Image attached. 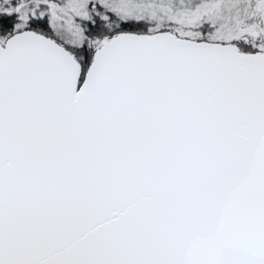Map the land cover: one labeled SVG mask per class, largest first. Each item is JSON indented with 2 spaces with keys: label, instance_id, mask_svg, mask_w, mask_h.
<instances>
[{
  "label": "water",
  "instance_id": "obj_1",
  "mask_svg": "<svg viewBox=\"0 0 264 264\" xmlns=\"http://www.w3.org/2000/svg\"><path fill=\"white\" fill-rule=\"evenodd\" d=\"M159 34L0 45V264H264V54Z\"/></svg>",
  "mask_w": 264,
  "mask_h": 264
},
{
  "label": "rangeland",
  "instance_id": "obj_2",
  "mask_svg": "<svg viewBox=\"0 0 264 264\" xmlns=\"http://www.w3.org/2000/svg\"><path fill=\"white\" fill-rule=\"evenodd\" d=\"M262 8L263 0H224L210 16L213 19L208 25L211 27L209 36L218 43L207 44L226 46L235 51L233 46L238 37L246 34L255 39L263 30ZM101 9L111 12L118 19L146 17L150 22L157 24L165 20L161 12L147 5L144 0H0V13L13 14L18 25L43 18L51 25L53 35L62 31L60 33L64 35L65 41L63 43L53 41L70 54L79 68L82 62L81 48L84 43L92 52L93 59L96 51L106 42L103 37L87 38L84 35V29L89 23H93L94 16L99 14L103 17L105 15L100 11ZM247 17L253 20L247 23ZM24 32L35 33L17 31L12 35ZM176 34L177 37L168 33L159 35L169 36L178 43L187 42L188 40L184 37L192 36V32L184 28L178 29ZM6 40L0 45H3ZM91 61L83 71V76Z\"/></svg>",
  "mask_w": 264,
  "mask_h": 264
},
{
  "label": "trees",
  "instance_id": "obj_3",
  "mask_svg": "<svg viewBox=\"0 0 264 264\" xmlns=\"http://www.w3.org/2000/svg\"><path fill=\"white\" fill-rule=\"evenodd\" d=\"M224 0H144V2L159 11L163 15L164 21L158 24L150 22L146 17L118 19L111 12L103 9L100 11L105 13L103 17L99 14L94 16L93 23H89L84 29V35L87 38H105L109 39L121 35H152L158 33H168L175 37L178 35L177 30L180 28L188 29L192 32L191 37H184L191 42L218 43L217 40L209 36V21L215 10H217ZM262 33L258 34L255 39L249 35H242L237 38L234 46L236 51L242 54H264V0L262 8ZM253 18L247 17L246 22L250 23ZM158 25V26H156ZM164 25V27H160ZM51 25L45 19L30 21L24 25H18L13 14L0 13V43H3L14 32L17 31H33L59 43L65 41V37L60 31L54 33ZM57 43V42H56ZM105 43V42H104ZM103 43V44H104ZM82 62L79 75V83L83 78V71L92 60V52L87 49L85 43L81 48Z\"/></svg>",
  "mask_w": 264,
  "mask_h": 264
}]
</instances>
